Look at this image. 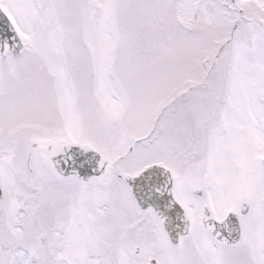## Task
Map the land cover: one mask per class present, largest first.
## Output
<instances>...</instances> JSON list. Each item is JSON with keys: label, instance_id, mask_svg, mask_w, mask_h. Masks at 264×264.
I'll return each mask as SVG.
<instances>
[{"label": "snow or ice", "instance_id": "6c2138e0", "mask_svg": "<svg viewBox=\"0 0 264 264\" xmlns=\"http://www.w3.org/2000/svg\"><path fill=\"white\" fill-rule=\"evenodd\" d=\"M0 264H264V0H0Z\"/></svg>", "mask_w": 264, "mask_h": 264}]
</instances>
